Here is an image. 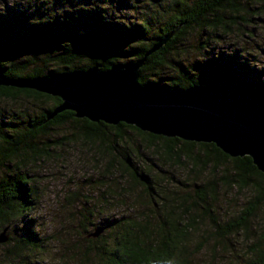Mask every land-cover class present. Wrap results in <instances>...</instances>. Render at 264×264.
Returning <instances> with one entry per match:
<instances>
[{"label": "trees", "instance_id": "16d2710c", "mask_svg": "<svg viewBox=\"0 0 264 264\" xmlns=\"http://www.w3.org/2000/svg\"><path fill=\"white\" fill-rule=\"evenodd\" d=\"M249 4L259 5L256 13H262L264 0H0V70L12 80L44 78L93 66L107 70L140 60L165 35L176 31L146 58L139 70L141 87L157 85L168 90L218 83L223 95L264 96V66L255 70L244 63L238 68L243 56L238 52L203 57L189 66L179 63L174 77L159 79L161 71L173 62L168 60L169 55L190 31L226 32L231 26L247 25L252 17L246 8ZM123 10L132 12L135 18L122 16ZM231 83L235 85L227 86ZM19 98L48 105L14 138L1 137L0 167L13 159L46 156V150L33 146L32 140L50 126L74 123L79 129L73 138L92 145L101 158H108L107 167L126 173L133 184L143 188L148 203L157 208V216L150 210L151 214L141 220L99 225L104 227L103 232L87 240L83 253L88 264H196L201 250L215 261L218 248L228 249L227 244L237 234H244L251 241L249 255L242 262L225 264H264V219L261 233L252 232L253 220L258 212H264V173L255 168L249 157L231 158L213 144L154 136L124 123L112 126L76 119L71 111L47 121L61 103L59 98L30 89L0 87V100ZM129 134L138 142H133ZM142 146L159 152L163 163L180 166L198 178L209 171L208 179L197 185L193 194L175 192L176 198L169 200L160 184L164 177L147 174L133 160ZM26 179L14 174L0 179L2 230H9L11 222L24 215ZM220 188L224 192L249 190L252 195L237 213L222 220L213 210ZM8 230V240L3 244H9V257L19 258L25 251L42 248L30 230L19 238L9 236ZM196 234L197 239H193ZM210 240L213 244L209 249ZM90 254L95 256L89 257Z\"/></svg>", "mask_w": 264, "mask_h": 264}, {"label": "rangeland", "instance_id": "374dc122", "mask_svg": "<svg viewBox=\"0 0 264 264\" xmlns=\"http://www.w3.org/2000/svg\"><path fill=\"white\" fill-rule=\"evenodd\" d=\"M246 8L252 14L247 25L231 26L226 32L190 31L175 47L173 54L169 55L168 60L173 61L172 65L161 71L159 79L166 81L174 77L179 63L189 66L203 57L206 59L220 53L235 55L238 52L243 55L238 68L244 63L255 70L264 66V9L257 14L259 5L249 4ZM121 14L130 19L135 18L130 11L123 10ZM230 85L235 84H227ZM46 106L33 104L24 98L0 100V140L1 137L14 138L24 131L28 122L40 116ZM78 129L79 126L74 123L50 126L44 134L31 142L33 146L45 149L46 156L13 159L11 163L0 167V179L11 174L27 177L28 195L27 203L23 205L24 215L11 222L8 235L19 238L26 230H30L42 243L39 251H25L19 258L15 255L13 258L9 257V244L2 243L0 264H88L83 253L88 247L87 240L94 238L90 235L96 226L117 220H141L151 214L150 210L157 216V208L148 203L139 184H133L126 173L108 168V158H101L92 145L73 138V133ZM129 135L133 142H138L134 135ZM133 160L144 167L147 174L164 177L165 180L160 181V184L166 189L169 200L176 198L175 192L193 194L195 187L206 181L209 175L207 171L198 178L194 174H188V170L180 166L165 164L160 160L159 152L146 146L137 150ZM218 192L213 210L222 220L237 213L252 195L249 190L240 193L235 189L224 192L220 188ZM161 210L162 206L158 211ZM85 216L88 217L87 220ZM263 219L264 212L261 210L253 220L252 232L261 233ZM193 239H197V234ZM247 239L248 236L244 234L232 237L227 244L228 249L218 248L215 261L211 260L209 253L201 250L196 255L195 263L242 262L249 255L248 245L251 241ZM212 244L213 241L210 240L209 249Z\"/></svg>", "mask_w": 264, "mask_h": 264}, {"label": "water", "instance_id": "95a60500", "mask_svg": "<svg viewBox=\"0 0 264 264\" xmlns=\"http://www.w3.org/2000/svg\"><path fill=\"white\" fill-rule=\"evenodd\" d=\"M176 31L165 35L137 61L107 70L93 66L44 78L12 80L0 70V87L30 89L61 103L47 117L71 111L74 118L116 126L124 123L141 132L186 142L213 144L231 158L249 157L264 173V96H227L218 83L188 88L141 87L139 70L146 58L165 45ZM7 228L0 244L7 242ZM104 227H96L98 237Z\"/></svg>", "mask_w": 264, "mask_h": 264}]
</instances>
